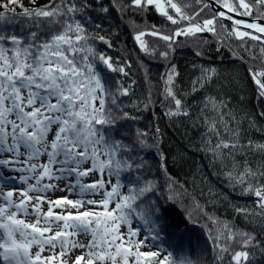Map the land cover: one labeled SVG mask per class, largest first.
<instances>
[{
	"label": "snow or ice",
	"instance_id": "snow-or-ice-1",
	"mask_svg": "<svg viewBox=\"0 0 264 264\" xmlns=\"http://www.w3.org/2000/svg\"><path fill=\"white\" fill-rule=\"evenodd\" d=\"M31 3L32 7L25 8L22 0H0V24L17 23L19 17L24 29L22 34L0 29V168L16 165L14 170L20 174L16 179L25 186L7 192L0 188V259L4 264H94L95 261L130 264L129 257H133L132 264H207L200 258L196 262L186 257L174 261L171 253L161 258L160 252L142 251L143 241L132 239L137 236L136 231L131 227L126 233L120 231L121 225L131 224L129 212L136 213L152 229L158 227L153 220L157 210L147 201V196L157 190L156 179L137 176V186L130 187L127 194L119 191L123 187L119 182L121 171L144 169L138 149L156 148L160 152L159 166L172 197L189 194L168 175L167 157L159 146V128L155 129L152 143L147 140V131H138L131 142H126L128 133L123 122L139 117L125 110L121 98L130 96L135 81L127 86L119 80L115 85H106L96 71V61L125 77L132 64L125 61L114 67L111 57L97 53L92 43L96 39L108 48L113 45L104 35H92L88 25L92 24L93 14L105 20L113 12L122 20L128 16L136 29L134 42L141 52L164 60L169 59L180 36L210 32L221 44L233 34L241 41L244 38L258 41L262 45L259 57L246 42L239 47L244 48L250 59L261 60L259 69L250 67L248 71L257 85L259 98L264 100V25L258 23L264 19V0H216L220 7L210 16L201 15L211 7L208 0H185L183 5L165 0L179 19L164 11L161 0H48L44 5L31 0ZM16 5L20 12L16 11ZM153 7L172 25L181 26L165 32L156 25L136 21V16L145 18ZM253 14L252 22L237 19ZM221 20L231 21L234 27L229 31ZM241 26L253 31H243ZM93 27L100 29L102 25ZM145 35L165 42L164 47L150 49L142 39ZM195 55L202 56L203 52L197 49ZM232 55L244 59L235 51ZM168 69L162 77L165 100L161 103L166 107L165 116L183 117L191 122L189 127L199 139L193 147L204 154L216 175L241 195L256 198L254 209L237 206L236 213L260 224L264 231V159L253 169L247 158L250 152L264 157V144L254 142L251 137L244 141L248 129L264 133V128L257 127L255 116L244 117L248 129L242 128L241 114L232 108L229 93L223 85L217 87L219 74L215 68H201L199 75L190 78L188 87L180 90L183 100L174 91L179 76L176 65L169 63ZM140 103L148 109L155 101L149 93ZM135 107L139 111L140 104ZM258 115L264 118V109ZM49 133L53 134L51 140ZM238 156L244 159L239 160ZM41 157H47L46 161L41 162ZM105 174L115 175L117 182L111 184ZM89 175L97 178L83 183L82 178ZM60 181H64V187H60ZM106 185H110V190ZM77 188L81 197L96 195L101 190L103 194L100 200L50 196L56 191L74 192ZM209 195H213L211 191ZM113 201L115 207L110 209ZM137 201L141 205L134 207ZM44 204L47 211L42 208ZM195 208L207 215L198 202ZM207 219L216 229L212 237L213 264H224L226 254L231 256L227 264L247 262L250 253L244 249L250 247L264 251V244L257 241L254 233L239 230L211 215ZM80 234L91 235V239L87 242L70 239ZM233 243L240 250H234ZM33 246H36L34 253ZM57 247L59 252L55 251ZM75 249L87 251L72 259ZM46 251L51 255H42Z\"/></svg>",
	"mask_w": 264,
	"mask_h": 264
},
{
	"label": "trees",
	"instance_id": "trees-1",
	"mask_svg": "<svg viewBox=\"0 0 264 264\" xmlns=\"http://www.w3.org/2000/svg\"><path fill=\"white\" fill-rule=\"evenodd\" d=\"M173 1L181 5L185 2V0ZM37 3L44 5L48 3V0H37ZM22 4L25 8L33 6L31 0H22ZM15 7L17 12L21 11L18 5ZM188 10L191 11V9ZM165 11L179 19L170 7L166 8ZM211 13L212 11L206 8L201 15L210 16ZM254 15L251 17L252 19ZM135 19L144 25H156L165 32H170L172 29L181 26V24L172 25L166 17L156 12L154 7L147 12L145 18L142 19L141 16H136ZM17 21L13 24L6 22L0 24V29L9 34H22L24 32L21 27L23 21H20L19 17H17ZM259 21H264V19ZM181 23L186 24V22ZM220 23L224 24L229 31L233 27L222 20ZM94 24H100L102 27L95 29ZM217 28L219 30V25H217ZM88 31L94 36L97 34L104 35L111 40L113 45L111 48H108L98 39L92 43L97 53H103L111 57L114 67L121 66L125 61L132 64V67L127 69L129 75L125 77L118 71H110L101 61H96V71L101 74L106 85H115L116 81L119 80L124 83V86H127L129 82L135 81L130 96L121 98L125 110L131 115L139 117L136 120L123 122V129L128 133L125 137L126 142H131L138 131H147V140L152 143L156 137L155 129L159 128V146L160 151L167 157L168 175L178 182V185L183 186L189 194L183 198L172 197L164 183V176L159 166L160 152L156 148L138 149L139 157L144 160V169L141 172L121 171L119 182L123 187L119 191L122 194H127L130 187L137 186V176L156 179L158 182L157 190L154 195L149 194L147 196V201L151 202L157 210L153 220L158 227L152 229L150 225H146L138 219L136 213L129 212L128 209H125V212H129L131 224L125 226L134 227L148 247L160 250L166 255L171 253L174 261L186 257L196 262L200 258L206 260L207 264H213L215 252L213 251L212 237L216 234V229L212 222L207 219V215L217 217L219 221L239 230L254 233L257 241L264 244L262 226L244 215H238L235 211L237 206L249 210L254 209L256 205L253 196L241 195L238 189H233L223 178L216 175L215 170L208 163V159L204 154L193 147L194 141L199 143V139L194 137V133L189 127L191 122L185 121L183 117L169 119L165 116L166 107L161 103L162 100H165L162 94L164 88L162 77L169 71V63L176 65L179 73L175 80L176 88L174 91L177 92L178 98L182 100L184 97L180 90L188 87L190 78L199 75L201 68H215L219 74L217 87L223 85L229 93L228 99L232 108L238 110L241 114L242 128L248 129L244 117L252 116H255L257 127L264 128V118L258 115L261 109H264V100L259 98L257 85L251 79L248 71L250 67L259 69L262 66L261 60L250 59L244 48L239 47V45L246 42V45L259 57L260 48L262 47L260 42L248 38L241 41L233 34L230 38H225L226 42L221 44L220 40L210 32L197 33L194 37L180 36L177 38L179 43L171 50L169 59L164 60L158 56L151 58L150 55L141 52L134 42L133 37L136 29L132 26L128 16H125L122 20L116 12H113L111 18L105 20L93 14L92 24L88 25ZM142 39L150 49H162L165 44L157 37L150 35H145ZM197 49L203 52L202 56L195 55ZM218 49L220 50L218 51ZM234 51L242 54L244 59L234 57L232 55ZM194 65L195 67H193ZM149 93L155 103L150 108L145 109L143 104L140 103V99ZM137 104H140L139 111L135 107ZM52 135V133H49V140L52 139ZM248 137H251L256 143L264 144V133L262 132L248 129L244 137L245 142ZM247 158L253 169L264 159L259 153L254 152H250ZM237 159L243 160L244 157L238 156ZM88 166L85 165V167ZM16 167V165H12L8 168H0V178H2L0 182L4 184L10 181L19 183L16 178L20 174L14 170ZM104 176H106V179L113 181V184L117 182L115 175L108 177L105 174ZM86 179L87 177L82 178L83 183ZM32 182L34 183V181ZM45 182L47 181L45 180ZM7 190H10V188H7ZM75 190L79 194V188ZM209 191L213 195L210 196ZM197 202L207 215L196 210L195 204ZM137 205H141V201H137L134 207ZM42 208L47 211V204L42 205ZM92 226L94 227V224ZM87 236L91 239V235ZM232 248L240 250V246L235 243L232 244ZM244 250L248 251L250 256L247 262L241 261V264H264V251L260 248L250 247ZM230 259L231 256L226 254L224 264H227Z\"/></svg>",
	"mask_w": 264,
	"mask_h": 264
},
{
	"label": "rangeland",
	"instance_id": "rangeland-1",
	"mask_svg": "<svg viewBox=\"0 0 264 264\" xmlns=\"http://www.w3.org/2000/svg\"><path fill=\"white\" fill-rule=\"evenodd\" d=\"M174 2V1H173ZM161 3L164 5V11L166 10V8H168L169 6L165 3V0H161ZM41 162L43 161H46L45 157H42L40 158ZM97 176L96 175H89L85 181V183H90L92 182V180L96 179ZM104 178L106 179V176H104ZM108 180V179H106ZM110 180V179H109ZM111 181V180H110ZM113 181H111V184ZM60 184V187H64V181H60L59 182ZM21 187H25L24 185H21L20 183H13L12 181L8 182L7 184H4L2 182H0V188H3V190L6 192V191H9L7 190V188H10V190H17V189H20ZM106 187L108 188V190H110V185H106ZM102 190L96 194V195H84L83 197L79 196L78 192L75 190L74 192H60V191H56L54 193H51L50 196L52 199H55L57 197H60V196H67L68 198L70 199H73V200H76V199H84V200H89V199H94V200H100L101 197H102ZM254 202H255V205H256V199L254 198ZM89 207H92V206H89ZM115 207V203H110L109 205V208H114ZM97 211H100L101 209L97 208L95 209ZM55 211H59V209L55 210ZM132 230L135 231L134 227L130 226ZM128 226H125V225H121V229L120 231L121 232H124L126 233L128 231ZM70 239H73V240H78V241H84V242H87L88 240H90V238L88 236H85L84 234H80V235H77V236H74V237H70ZM132 239L134 241H143V239L141 238V236L139 234H137V236L135 237H132ZM119 243V241H118ZM147 245L144 244V241H143V245L141 247V250L142 251H157V252H160L161 253V258H163L164 256H166V254L160 250H156L155 248H152V247H146ZM112 251H114V249H111ZM32 253H34L36 251V247L32 248ZM57 252H59V247H57V249L55 250ZM87 249H75L73 251V253L71 254V258L74 259L76 255H81L83 254L84 252H86ZM42 255L44 256H48V255H51L50 252H44ZM67 258V257H66ZM133 257H129V261H130V264H132V261H133ZM119 260V258H118ZM0 264H4V261L2 259H0ZM94 264H101V262L99 261H95ZM104 264H111V261H106L104 262Z\"/></svg>",
	"mask_w": 264,
	"mask_h": 264
},
{
	"label": "water",
	"instance_id": "water-1",
	"mask_svg": "<svg viewBox=\"0 0 264 264\" xmlns=\"http://www.w3.org/2000/svg\"><path fill=\"white\" fill-rule=\"evenodd\" d=\"M208 4L211 6L209 9L212 11V12H215L217 8H219L220 6L218 4H216V1L215 0H208ZM221 11H224L223 8H220ZM229 15H234L232 13H229ZM237 19H242V20H246V21H249V22H252V18L251 17H237ZM224 21L225 23L231 25V21H226V20H222ZM258 23H260L261 25H264V21H258ZM234 27V25H231ZM241 29L242 30H246V31H249V32H252L253 30L252 29H244L242 26H241ZM257 35H260L259 33H256ZM254 199V198H253Z\"/></svg>",
	"mask_w": 264,
	"mask_h": 264
},
{
	"label": "built area",
	"instance_id": "built-area-1",
	"mask_svg": "<svg viewBox=\"0 0 264 264\" xmlns=\"http://www.w3.org/2000/svg\"><path fill=\"white\" fill-rule=\"evenodd\" d=\"M255 198V197H254ZM256 199V198H255Z\"/></svg>",
	"mask_w": 264,
	"mask_h": 264
}]
</instances>
